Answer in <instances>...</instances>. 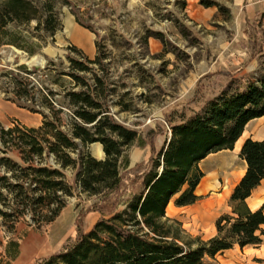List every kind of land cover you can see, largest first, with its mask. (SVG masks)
<instances>
[{"label": "trees", "instance_id": "16d2710c", "mask_svg": "<svg viewBox=\"0 0 264 264\" xmlns=\"http://www.w3.org/2000/svg\"><path fill=\"white\" fill-rule=\"evenodd\" d=\"M34 20L35 29L52 37L62 28L50 1H0V32L4 30L8 38L4 43L36 53L21 43L18 32L7 29L12 23ZM70 61L73 68L85 71L87 62L97 63L99 58ZM18 68L24 73L12 69L1 73L13 85L14 95L7 99L43 118L39 126L0 122V217L7 232H13L26 215L39 226L53 222L78 190L93 196L118 189L123 162L125 166L130 163L127 150L141 140L137 130L118 122L111 106L104 105L105 83L98 73L93 84L81 74L66 73L73 78V86L60 93L30 86L28 75L36 70L25 64ZM219 75L227 78L221 91L188 120L172 123L170 139L143 174V189L123 209L100 218L90 229L79 227L73 242L36 264H207V258L216 259L236 244L259 246L263 242L264 207L251 209L247 198L264 179V140L244 142L240 156L247 170L230 198L233 214L217 219L216 235L193 237L182 221L167 215L171 201L187 206L201 199L196 193L206 175L201 162L212 153L234 149L247 123L264 115V72L253 80L225 71ZM96 142L103 145L104 158L89 150ZM67 170H72L74 183ZM6 251L5 264H10L20 254L19 243L9 241Z\"/></svg>", "mask_w": 264, "mask_h": 264}, {"label": "rangeland", "instance_id": "374dc122", "mask_svg": "<svg viewBox=\"0 0 264 264\" xmlns=\"http://www.w3.org/2000/svg\"><path fill=\"white\" fill-rule=\"evenodd\" d=\"M41 1L54 4L62 24L55 36L35 29L36 20L7 27L8 31L18 32L21 43L36 49V53L4 43L8 38L4 37V30L0 32V97L4 98L0 122L6 126L14 122L29 125L35 119L42 123L43 118L41 114H31L27 108L17 110L18 105L7 99V95L14 94L10 80L1 76L4 71L24 73L18 67L25 64L36 70L28 75L30 86L49 87L60 93L73 86V78L66 73L81 74L91 84L94 73H98L105 83L104 105L111 106L118 122L137 130L141 140L127 150L130 163L125 166L123 162L122 183L113 192L89 196L78 190L56 220L41 226L26 215L19 219L13 232H7L0 217V264L8 261L6 247L11 240L19 243L20 254L10 264H23V242L31 234L44 238V248L29 262L36 264L73 242L79 227L90 229L100 218L123 209L132 195L143 189V174L151 166L152 157L170 139L172 123L191 118L227 84V78L210 74L213 70H236L246 65L245 72H238L241 80H253L264 72V55L249 70L252 65L240 51L246 41L242 34L249 21H253L248 18L246 8L249 0H213L216 4L211 6L204 2L207 0ZM259 19V25L264 24V16ZM70 22L92 34L96 46L94 57L86 45L83 48L78 44L85 42L83 35L68 31ZM70 58L81 61L99 58V61L87 62L89 68L79 71L73 68ZM36 64L40 67L36 68ZM203 75L206 76L199 81ZM89 150L95 152L94 144ZM223 160L238 169L242 167L241 159L232 154ZM216 162L208 158L201 162V167L208 174ZM67 175L74 183L72 170H67ZM172 207L174 201L168 210L170 214L177 211L171 213ZM204 212V209L187 211L173 218L186 221L194 213H200L207 222L209 215ZM182 223L188 234L202 236L188 231L186 227L190 225Z\"/></svg>", "mask_w": 264, "mask_h": 264}, {"label": "crops", "instance_id": "0c3cea01", "mask_svg": "<svg viewBox=\"0 0 264 264\" xmlns=\"http://www.w3.org/2000/svg\"><path fill=\"white\" fill-rule=\"evenodd\" d=\"M246 8L248 11V18L253 19V21H249L248 27H246L242 34L246 41L240 51L247 57L250 65H252L248 68L251 70L253 66H255V62L258 63L259 58L264 55V24L259 25V18L264 16V1L249 0V2L246 4ZM68 31H74L83 35L85 42L83 43L80 41L78 44L82 47L86 45L91 57L96 55V46L93 42V36L88 30L82 28L75 22H70ZM255 41H258L261 44V50L255 48ZM245 67L246 65L236 70H233L232 68H220L213 70L210 74L221 77L219 73L225 71L229 72L233 77H238L239 71H246ZM206 75L201 76L199 81H202ZM0 105L4 108V98L0 97ZM17 110H24V108L17 106ZM31 114L35 113L32 112ZM40 124L41 123H38L37 119H35L27 126H39ZM248 138L259 141L264 140V115L252 119L247 123L243 134L236 141L234 149L221 150L210 154L206 158H213L217 162L208 170V174L204 176L196 189V193L201 196V199L196 203L187 206H177L174 203V208L172 207L171 212L174 213L175 210H177L174 214H170L168 212L169 208L171 207V201L167 208V215L171 217H180V215L187 211H197L204 209L207 215H209L207 222L200 213H194L192 218H188L186 221L185 219H180V221L184 222V226L187 224L190 225V227H186V229L190 232H198L203 237L207 238L216 235L217 219L223 214H233L230 198L235 186L240 182L247 170V162L240 156V153L244 142ZM231 154L233 157L237 156L241 159L242 167L240 169L235 167L234 164L231 165L223 160L224 158L229 157ZM247 203L253 210L264 207V179L247 198ZM207 262V264H264V240L259 246L247 245L241 247L240 245L236 244L234 247L218 254L216 259L207 258Z\"/></svg>", "mask_w": 264, "mask_h": 264}, {"label": "bare ground", "instance_id": "6f19581e", "mask_svg": "<svg viewBox=\"0 0 264 264\" xmlns=\"http://www.w3.org/2000/svg\"><path fill=\"white\" fill-rule=\"evenodd\" d=\"M94 151L96 157L104 158L105 152L101 143H94ZM45 244L46 240L44 238L39 235L31 234L22 244V263L29 264L32 258L44 248Z\"/></svg>", "mask_w": 264, "mask_h": 264}, {"label": "water", "instance_id": "95a60500", "mask_svg": "<svg viewBox=\"0 0 264 264\" xmlns=\"http://www.w3.org/2000/svg\"><path fill=\"white\" fill-rule=\"evenodd\" d=\"M35 67H36V68H39L40 65H39V64H36ZM93 144H94V143H93ZM93 144H91V146H92ZM92 153H93V152H92ZM93 155H94V153H93ZM94 156H95V155H94Z\"/></svg>", "mask_w": 264, "mask_h": 264}]
</instances>
